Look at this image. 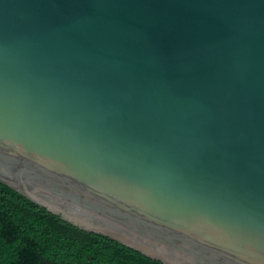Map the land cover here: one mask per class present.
<instances>
[{"label":"water","instance_id":"1","mask_svg":"<svg viewBox=\"0 0 264 264\" xmlns=\"http://www.w3.org/2000/svg\"><path fill=\"white\" fill-rule=\"evenodd\" d=\"M0 181L163 264H264V0H0Z\"/></svg>","mask_w":264,"mask_h":264},{"label":"trees","instance_id":"2","mask_svg":"<svg viewBox=\"0 0 264 264\" xmlns=\"http://www.w3.org/2000/svg\"><path fill=\"white\" fill-rule=\"evenodd\" d=\"M1 264H163L50 213L0 181Z\"/></svg>","mask_w":264,"mask_h":264}]
</instances>
